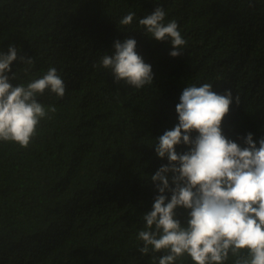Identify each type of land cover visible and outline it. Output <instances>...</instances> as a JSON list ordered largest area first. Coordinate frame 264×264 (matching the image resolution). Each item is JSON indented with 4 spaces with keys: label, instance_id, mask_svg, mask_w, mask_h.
<instances>
[{
    "label": "trees",
    "instance_id": "1",
    "mask_svg": "<svg viewBox=\"0 0 264 264\" xmlns=\"http://www.w3.org/2000/svg\"><path fill=\"white\" fill-rule=\"evenodd\" d=\"M157 6L186 41L180 57L138 24ZM127 38L151 65V86L116 84L101 65ZM11 44L34 61L27 72L13 63L14 85L54 67L66 94L37 98L56 111L28 148L0 142V264H158L137 236L158 195L150 177L168 163L153 144L178 123L186 86L231 89L240 105L225 135L264 137V0H0V51Z\"/></svg>",
    "mask_w": 264,
    "mask_h": 264
},
{
    "label": "clouds",
    "instance_id": "2",
    "mask_svg": "<svg viewBox=\"0 0 264 264\" xmlns=\"http://www.w3.org/2000/svg\"><path fill=\"white\" fill-rule=\"evenodd\" d=\"M129 12L121 25L133 23ZM161 6L138 20L144 32L158 42L171 43L169 55H183L186 45L175 20L165 23ZM137 41H114V53L101 58L116 84L136 90L153 84L154 74L137 51ZM33 65L32 57L21 54L15 45L0 51V142H13L28 148L44 119L54 113L38 97L50 92L58 98L66 85L52 67L40 78L14 85L13 63ZM240 97L231 89L218 93L213 85L186 86L176 105L178 123L153 144L156 156L167 164L150 177L158 193L151 211L143 214L145 226L138 232L141 254H152L158 264H264V137H240L241 143L227 137L223 122ZM195 134V135H194ZM258 144V146H257ZM184 146L187 150L177 152ZM170 196V198H169ZM178 210L186 213L184 220ZM157 253L161 255L156 256Z\"/></svg>",
    "mask_w": 264,
    "mask_h": 264
}]
</instances>
